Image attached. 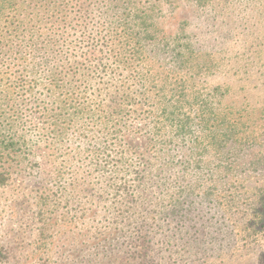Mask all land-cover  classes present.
Listing matches in <instances>:
<instances>
[{
    "label": "rangeland",
    "instance_id": "obj_1",
    "mask_svg": "<svg viewBox=\"0 0 264 264\" xmlns=\"http://www.w3.org/2000/svg\"><path fill=\"white\" fill-rule=\"evenodd\" d=\"M66 1L69 7L62 14L54 9L53 0H0V8L5 5L0 22L6 14L15 16L12 20L27 24L24 34H28L39 17H68L67 26L74 32L88 22L97 24L96 16L107 11L99 7V0ZM160 4L152 18L154 36L187 37L201 62L209 61V71L194 82L200 101L214 112L240 119L245 130L264 134V0H159ZM86 8L91 18L80 12ZM13 42L9 50L0 48L2 72L4 65L21 63L22 41L15 37ZM87 52L90 60L80 88L112 113L116 107L112 82L96 77L97 54L94 49ZM43 94L40 90L42 102H49ZM138 114L127 118L126 129L114 114L104 115L110 131L97 132L108 137L106 146L101 143L103 149L95 147L106 152L101 159L88 153L62 158L71 152V144H63V150L36 130L41 127L38 116L26 117L28 124L19 134L26 136L28 149L14 146L0 154L4 174L0 264H264L262 244L245 247L237 230L232 232L255 204L256 193L264 191V146L234 151L231 160L222 156L216 161L222 167L219 173H211L213 164L204 168L202 181L190 182L181 178L180 166L170 173L165 167L171 164L169 149L178 144L164 151L157 147L144 129L146 120ZM115 129L122 130L120 136ZM116 139L128 153L125 166L117 165L121 150ZM181 155L176 152V164ZM63 160L68 161L61 171ZM176 175L180 188L190 191L173 189ZM114 178L127 184L128 190L114 192ZM231 194L236 197L234 205L227 198ZM176 200L183 203L177 215L172 208ZM123 217L130 222L116 220Z\"/></svg>",
    "mask_w": 264,
    "mask_h": 264
},
{
    "label": "trees",
    "instance_id": "obj_2",
    "mask_svg": "<svg viewBox=\"0 0 264 264\" xmlns=\"http://www.w3.org/2000/svg\"><path fill=\"white\" fill-rule=\"evenodd\" d=\"M53 2L58 13L66 14L68 1ZM99 3V7H106L107 11L96 16L97 24L88 22L86 27L74 32L67 26L68 17L46 20L39 17L28 34H24L27 24L12 20L16 17L10 14L2 16L0 48L9 50L15 37L22 44L18 59L21 63L4 65L5 70H0V154L4 155L14 146L28 149L29 141L19 133L28 124L24 121L26 117L33 115L38 116L41 123L36 130L63 150V144H71V152L62 158L88 153L92 159H101L106 153L101 151L104 148L101 143L106 146L108 137L97 136V132L105 134L110 131L104 115L114 114V119L123 120L121 127L126 129L129 118L139 113L146 120L144 129H148L149 139L151 136L157 147L164 151L172 144H178L169 149L171 164L165 167L170 173L180 166L183 169L181 178L190 182L193 179L202 181L204 168H211L213 164L215 168L211 173H219L222 167L216 161L222 160V156L231 160L234 151L238 153L264 146V140H260L264 134L245 130L240 119L214 112L212 106L200 101L194 82L209 71V61L201 62L202 57L196 55L194 44L187 37L159 40L154 36L152 18L154 11L161 6L159 0H99ZM61 6H64L63 10ZM4 9L5 5L0 8L1 11ZM80 12L84 13L83 17L91 18L85 14L87 8ZM28 36L31 37L28 39ZM89 49H94L97 54L98 67L94 73L99 72L96 77L109 78L112 82L109 86L114 88L116 103L112 113L80 88L85 80L80 77L84 76V66L90 60L87 57ZM120 75L125 78H119ZM40 90L45 92L43 96L49 102H42ZM75 125L76 130L72 131ZM115 130L120 136L122 130ZM116 145H120L118 139ZM96 146H100V151ZM122 148L120 145L117 165L125 166L128 153ZM177 151L182 155L176 164ZM66 162L63 160L61 171L66 170ZM128 171L134 174L133 168ZM3 176L0 173V182ZM161 176L162 173L158 177ZM178 176L177 186L173 189L186 190L188 187L180 188ZM228 182L233 185L230 180ZM111 187L118 193L129 188L118 178H114ZM260 192L256 193L255 204L249 208L243 222L232 229V232L237 230V236L241 237L239 242L245 247L259 243L264 247V191ZM227 198L230 205L235 204L233 194ZM181 205L183 203L178 200L173 202L176 215ZM165 213L170 215L169 210H163ZM116 220L121 224L130 222L125 217Z\"/></svg>",
    "mask_w": 264,
    "mask_h": 264
}]
</instances>
